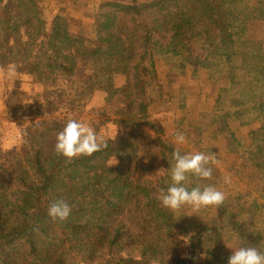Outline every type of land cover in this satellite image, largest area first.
I'll list each match as a JSON object with an SVG mask.
<instances>
[{
	"label": "trees",
	"instance_id": "16d2710c",
	"mask_svg": "<svg viewBox=\"0 0 264 264\" xmlns=\"http://www.w3.org/2000/svg\"><path fill=\"white\" fill-rule=\"evenodd\" d=\"M11 4L0 12V66H15L17 74L46 85L74 76L79 66H91L94 72L77 87L81 91L69 111H85L87 100L105 90L116 119L102 110L105 118L99 123L131 130L120 129L115 139L103 141L106 149L68 163L54 145L67 121L76 118L49 125L27 122L14 112L24 134L20 151H0V264H190L181 249L189 226L157 198L170 186L177 150L151 112V105L166 95L157 58L168 59L173 73L181 75L203 69L263 72V45L248 34V2L102 0L95 40L85 32L73 33L63 12L44 20L38 0ZM119 75L126 84L113 91ZM226 116L241 128L261 123L249 132L250 141L239 139L228 125L215 128L226 138L228 160L248 155L254 166L264 167V104L213 118ZM140 127L147 134L148 161L140 159L143 146L134 132ZM199 132L198 143L206 142ZM113 157L118 164L110 167ZM161 167L168 173L157 174ZM198 181L189 176L184 186L191 190ZM59 199L72 209L63 222L47 214ZM259 222L255 234L264 237ZM230 256H214L208 264H227Z\"/></svg>",
	"mask_w": 264,
	"mask_h": 264
},
{
	"label": "rangeland",
	"instance_id": "374dc122",
	"mask_svg": "<svg viewBox=\"0 0 264 264\" xmlns=\"http://www.w3.org/2000/svg\"><path fill=\"white\" fill-rule=\"evenodd\" d=\"M38 1L44 10V20L52 21L55 13L63 12L70 18L73 33L85 32L91 40H95V19L102 0ZM248 1L245 0V4ZM11 7V0H0L1 13ZM246 11L248 12V8ZM157 69L158 80L164 86L166 95L161 103L151 105V112L154 118H157L158 125L164 129L166 141L182 155L214 153L219 163L212 165V178L199 180L197 183L202 189L206 185H212L225 195V200L218 209L216 206H209L194 210L183 206L179 210H171L189 226V235L181 243L185 256L192 259L190 264H208L212 257L223 260L225 255H232L230 253L240 246H258L264 252V237L255 234L256 229L260 227H257L258 221L261 229H264V167L254 166L248 155L235 157L233 161H230V158L228 160L226 138L215 130L217 127L228 125L238 132L239 139L245 136L244 138L250 141L249 132L260 127L261 123L241 128L238 123L232 122L229 116L213 118L214 114L226 113L225 108L230 107L222 103L217 105L215 97L217 91L214 76L216 72L223 71L203 69L181 75L173 73L172 64L163 57L157 58ZM93 72L91 66H79L74 76L62 77L57 82L46 85L33 82L30 77L17 74L16 70L10 73L9 69L0 66V151L3 154L14 153L22 147L24 133L15 120L14 112L25 115L24 120L27 122L34 120L49 125L58 124L59 119L72 116L77 121L91 126L102 141L115 139L120 129L126 133L130 132L131 128L119 127L118 123H99V120L105 118L100 114L102 110L108 112L112 119H116L113 111L109 113L114 104L108 102V91L98 90L87 100L85 111H69L71 102L77 99L81 91H77V87L90 78ZM208 73L212 78H208ZM204 74L207 81H204ZM126 80L123 75L117 76L113 91L122 88ZM25 100H28L29 104H25ZM143 129L136 128L134 132L143 146L140 159L148 161L151 156L146 147L147 134ZM200 129L206 136L204 143L197 141ZM178 132L185 136V142L182 144L176 140ZM218 136L222 137L216 139ZM52 143L51 141L49 145ZM116 160L118 161L117 158ZM233 162L235 165L228 169L229 164ZM114 163L115 160L112 159L110 165ZM225 177H230L231 182L225 183ZM169 183L171 184V180ZM188 185L185 184V187L190 190Z\"/></svg>",
	"mask_w": 264,
	"mask_h": 264
},
{
	"label": "clouds",
	"instance_id": "9594fccd",
	"mask_svg": "<svg viewBox=\"0 0 264 264\" xmlns=\"http://www.w3.org/2000/svg\"><path fill=\"white\" fill-rule=\"evenodd\" d=\"M9 71L14 73L15 66H9ZM23 102L29 104L28 100ZM176 140L182 144L185 142V136L178 132ZM107 147V143L98 137L91 126L75 119L67 121L63 130L57 134L54 145L55 152L65 157L68 163L81 156L91 157L94 153ZM172 158L175 163L170 170L171 184L166 190L161 189L157 197L162 206L174 211L183 206L191 207L194 210L209 206H216L218 209L225 200L222 191L217 190L212 185H206L202 189L197 184L190 191L184 186V182L188 180L189 176L195 180H210L212 178V165L219 163L215 154L197 152L182 155L180 151L175 150L172 153ZM112 159L115 160V163L111 164L110 167L118 164L115 157ZM168 171L169 168L161 167L156 173L164 175ZM224 182L230 183V177H225ZM71 211V206L63 199H59L48 207L47 214L53 221L63 222L67 220ZM227 264H264V252L258 246H240L232 252Z\"/></svg>",
	"mask_w": 264,
	"mask_h": 264
},
{
	"label": "crops",
	"instance_id": "0c3cea01",
	"mask_svg": "<svg viewBox=\"0 0 264 264\" xmlns=\"http://www.w3.org/2000/svg\"><path fill=\"white\" fill-rule=\"evenodd\" d=\"M247 8L250 20L248 34L260 42L264 50V0H249ZM214 77L217 105L222 103L224 106H230L224 111H237L264 104V71L255 75L216 72ZM208 78H212L210 73H208ZM204 81H207L206 74H204ZM205 97H207L206 94Z\"/></svg>",
	"mask_w": 264,
	"mask_h": 264
}]
</instances>
